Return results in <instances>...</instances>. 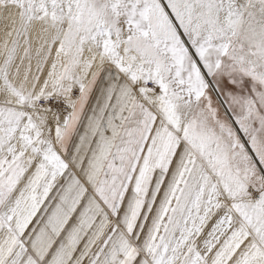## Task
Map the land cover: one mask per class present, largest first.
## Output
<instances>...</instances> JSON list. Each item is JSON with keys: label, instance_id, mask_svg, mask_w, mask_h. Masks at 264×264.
I'll use <instances>...</instances> for the list:
<instances>
[{"label": "snow or ice", "instance_id": "1", "mask_svg": "<svg viewBox=\"0 0 264 264\" xmlns=\"http://www.w3.org/2000/svg\"><path fill=\"white\" fill-rule=\"evenodd\" d=\"M0 264H264V0H0Z\"/></svg>", "mask_w": 264, "mask_h": 264}]
</instances>
